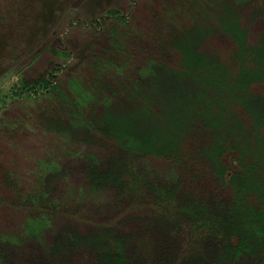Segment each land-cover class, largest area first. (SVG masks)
Masks as SVG:
<instances>
[{
	"label": "trees",
	"instance_id": "16d2710c",
	"mask_svg": "<svg viewBox=\"0 0 264 264\" xmlns=\"http://www.w3.org/2000/svg\"><path fill=\"white\" fill-rule=\"evenodd\" d=\"M80 3L0 0V264H264V0Z\"/></svg>",
	"mask_w": 264,
	"mask_h": 264
},
{
	"label": "rangeland",
	"instance_id": "374dc122",
	"mask_svg": "<svg viewBox=\"0 0 264 264\" xmlns=\"http://www.w3.org/2000/svg\"><path fill=\"white\" fill-rule=\"evenodd\" d=\"M127 0H81L80 7H79V14L83 17H89L92 14L97 12H102L104 9L108 8L109 6H115L119 4H123L125 6ZM54 25V24H53ZM74 40L78 39V35L74 34L71 36ZM80 42V40L76 41V43ZM42 62L38 61L34 65H30L26 68L25 73L30 75L34 74L37 71V67L44 66L41 64ZM8 79L1 80L0 82L6 85Z\"/></svg>",
	"mask_w": 264,
	"mask_h": 264
}]
</instances>
